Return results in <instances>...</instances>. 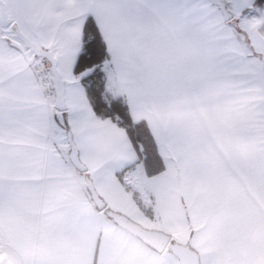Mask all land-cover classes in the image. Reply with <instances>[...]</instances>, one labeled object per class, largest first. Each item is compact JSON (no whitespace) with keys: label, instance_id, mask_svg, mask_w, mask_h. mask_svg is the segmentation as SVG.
<instances>
[{"label":"snow or ice","instance_id":"snow-or-ice-1","mask_svg":"<svg viewBox=\"0 0 264 264\" xmlns=\"http://www.w3.org/2000/svg\"><path fill=\"white\" fill-rule=\"evenodd\" d=\"M108 93L148 114L165 151L187 116L222 145L238 108L264 133V0H0V188L81 161L119 170ZM209 149L226 172L227 148Z\"/></svg>","mask_w":264,"mask_h":264},{"label":"crops","instance_id":"crops-1","mask_svg":"<svg viewBox=\"0 0 264 264\" xmlns=\"http://www.w3.org/2000/svg\"><path fill=\"white\" fill-rule=\"evenodd\" d=\"M108 95L124 98L135 121H145L153 133L144 110L129 104L126 95ZM231 116L242 122L241 130H226L223 145L205 121L192 116L183 120L178 153L162 150L153 133L165 164L153 177L147 175L128 132L127 140L125 129L115 122L111 127L122 140V151L114 152L119 170L111 173L110 164L90 167L82 162L97 173L93 180L109 209L190 245L202 264H264V156L259 151L264 133L246 109L238 108ZM209 145L216 151L227 148L226 172L214 166ZM0 262L181 264L168 249L155 251L98 210L86 175L75 166L22 175L0 188Z\"/></svg>","mask_w":264,"mask_h":264},{"label":"water","instance_id":"water-1","mask_svg":"<svg viewBox=\"0 0 264 264\" xmlns=\"http://www.w3.org/2000/svg\"><path fill=\"white\" fill-rule=\"evenodd\" d=\"M75 168L86 175L87 189L98 210L105 212L106 216L116 224L159 253H163L167 249H170L181 264H202L200 254L190 245L172 242V236L166 232L148 229L125 214L109 209L106 201L98 193L94 180L90 178L86 164L81 161L79 164L75 165Z\"/></svg>","mask_w":264,"mask_h":264},{"label":"trees","instance_id":"trees-1","mask_svg":"<svg viewBox=\"0 0 264 264\" xmlns=\"http://www.w3.org/2000/svg\"><path fill=\"white\" fill-rule=\"evenodd\" d=\"M103 99L108 104L116 103L120 106V111L123 114L122 117H117L116 113H112L114 122L116 124L127 130L128 134L133 138H135L137 132H139L142 136V139L147 142V152L144 151L145 145L139 140L135 142L134 146L140 161L144 164L147 175L149 177H153L162 173L165 169V164L149 125L145 121H135L124 98H113L106 94L103 95ZM133 196L136 201L140 203L139 198L135 193H133Z\"/></svg>","mask_w":264,"mask_h":264},{"label":"rangeland","instance_id":"rangeland-1","mask_svg":"<svg viewBox=\"0 0 264 264\" xmlns=\"http://www.w3.org/2000/svg\"><path fill=\"white\" fill-rule=\"evenodd\" d=\"M259 16V14L257 13L256 14V17H258ZM256 17H254V18H256ZM124 130V129H123ZM125 131V130H124ZM123 131V132H124ZM125 138H127V140H128V134L126 133V131H125ZM118 139H119V137H118ZM120 140V142H121V144H122V140H121V138L119 139ZM122 151V149H121V147H120V145L118 146V148L116 149V154H118V153H120ZM117 156V155H116ZM119 156V155H118ZM125 170V169H124ZM124 170H122V171H124ZM88 174H89V176H90V178H92V180L93 179H96L97 178V173L94 171V169L93 168H91V170L90 171H88ZM130 182H131V180H129ZM129 181H127V182H129ZM129 187L130 186H132V184L131 183H128L127 184ZM137 203V205H139L140 207H142L141 206V204L138 202V201H136ZM110 207V206H109ZM111 208V207H110ZM137 221H140V220H137ZM136 222V221H135ZM137 223H139L140 225H142V226H144L145 224H141L142 222H137ZM147 225V224H146ZM145 227V226H144ZM147 228V227H146ZM148 229H151V228H148ZM173 241L174 242H178V240L176 239V238H174L173 239ZM172 241V242H173ZM168 252H170V249H168Z\"/></svg>","mask_w":264,"mask_h":264}]
</instances>
